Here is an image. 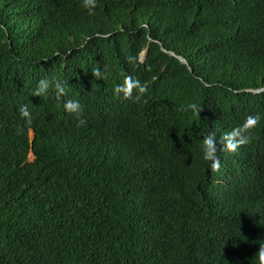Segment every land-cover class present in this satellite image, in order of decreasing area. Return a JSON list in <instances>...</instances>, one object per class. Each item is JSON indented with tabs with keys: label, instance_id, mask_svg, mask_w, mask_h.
Listing matches in <instances>:
<instances>
[{
	"label": "trees",
	"instance_id": "trees-1",
	"mask_svg": "<svg viewBox=\"0 0 264 264\" xmlns=\"http://www.w3.org/2000/svg\"><path fill=\"white\" fill-rule=\"evenodd\" d=\"M261 87L264 0H0V264H261Z\"/></svg>",
	"mask_w": 264,
	"mask_h": 264
},
{
	"label": "clouds",
	"instance_id": "clouds-1",
	"mask_svg": "<svg viewBox=\"0 0 264 264\" xmlns=\"http://www.w3.org/2000/svg\"><path fill=\"white\" fill-rule=\"evenodd\" d=\"M82 7L87 10L88 14L94 15L96 12V9L98 7V0H82ZM178 56V55H177ZM181 57V56H180ZM141 60V59H140ZM144 60V59H143ZM96 75H99V73H96ZM131 87L137 89L140 93H143L146 91V88L139 82V81H130L129 82ZM53 87V81L49 80L48 78H42L38 86L34 92L35 96L41 97L43 95H46L49 89ZM54 87L58 95H65L66 89L65 85L61 81H55ZM262 88V87H261ZM260 89V88H259ZM122 90L123 86H122ZM258 90V89H257ZM260 91V90H259ZM129 96L131 93H128ZM66 112L70 114H76L81 111V105L78 101L75 100H68L63 105ZM191 107L196 110L197 106L195 104H192ZM20 112L24 118H26L27 123L32 122V115L29 109L25 106L20 109ZM261 117L259 115H249L243 125L242 128H237L228 133L224 137V147L226 150L230 151H236L243 143H245V140L242 138V132L243 130L250 129L253 126L257 125L260 121ZM83 123V121H82ZM32 135V131H31ZM34 135V134H33ZM31 139L33 137L31 136ZM204 143V159L209 161L211 164V167L213 169H219L221 166L220 158L218 156V148H217V135L213 131H209L203 138ZM29 155H32L31 152H29ZM30 160V159H29ZM260 260L261 264H264V251H261L260 253Z\"/></svg>",
	"mask_w": 264,
	"mask_h": 264
},
{
	"label": "water",
	"instance_id": "water-1",
	"mask_svg": "<svg viewBox=\"0 0 264 264\" xmlns=\"http://www.w3.org/2000/svg\"><path fill=\"white\" fill-rule=\"evenodd\" d=\"M166 51V50H165ZM169 53L171 54V55H175L180 61H182L183 63H187L186 62V60L183 58V57H180V56H177L173 51H169ZM145 56H146V49H144L143 51H142V53L140 54V59L141 60H143L144 58H145ZM264 89V87H262V88H260V89H258V90H254L255 92H257V91H259V90H263ZM32 137H33V132H32V135H31Z\"/></svg>",
	"mask_w": 264,
	"mask_h": 264
},
{
	"label": "rangeland",
	"instance_id": "rangeland-1",
	"mask_svg": "<svg viewBox=\"0 0 264 264\" xmlns=\"http://www.w3.org/2000/svg\"><path fill=\"white\" fill-rule=\"evenodd\" d=\"M29 159H32V155H29Z\"/></svg>",
	"mask_w": 264,
	"mask_h": 264
}]
</instances>
